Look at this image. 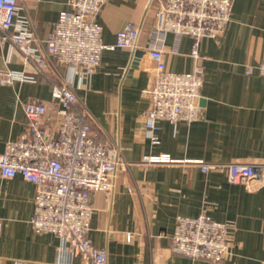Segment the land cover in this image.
I'll return each mask as SVG.
<instances>
[{
    "label": "crops",
    "instance_id": "0c3cea01",
    "mask_svg": "<svg viewBox=\"0 0 264 264\" xmlns=\"http://www.w3.org/2000/svg\"><path fill=\"white\" fill-rule=\"evenodd\" d=\"M164 0H107L98 14L102 40L115 44L128 22L140 26L139 47L105 49L92 78L67 66L54 74L42 72L0 33V67L23 70L36 81L0 85V153L20 138L28 120L24 105H47V118L59 109L52 100V82L68 80L94 115L92 133L101 141L120 142L122 156L133 164L121 168L110 190L93 195L94 212L89 236L108 250V264H264V176L256 181L231 183L228 163L264 165V76L245 69L264 58V0H234L232 20L216 38H204L200 57L191 55L192 38L168 32L162 43L166 66L174 72L204 68L201 117L187 123L158 120L153 143L145 123L151 105L150 89L156 61L148 50L153 42L156 13ZM21 18L44 40L68 0H18ZM140 53V57L137 54ZM169 156L173 162L142 164L143 157ZM212 167L203 172L195 162ZM216 166V167H214ZM37 187L22 176L5 178L0 171V264H54L60 238L38 233L31 224ZM202 213L229 229V251L222 261L191 259L171 250L178 216ZM131 234V240L127 234ZM64 258L68 259L66 255ZM72 264H91L81 252Z\"/></svg>",
    "mask_w": 264,
    "mask_h": 264
},
{
    "label": "built area",
    "instance_id": "2783aa9c",
    "mask_svg": "<svg viewBox=\"0 0 264 264\" xmlns=\"http://www.w3.org/2000/svg\"><path fill=\"white\" fill-rule=\"evenodd\" d=\"M234 0H164L157 13L153 42L148 50L156 61L151 105L145 112V123L153 143L158 120L192 123L201 117L199 103L205 73L200 64L189 72L167 68L162 43L168 32L177 37L192 38L191 55L200 57L204 38H216L232 20ZM107 0H68L69 8L60 12L48 37L43 41L45 55H38L40 40L30 30V21L21 18L18 0H0V33L19 50L27 62L54 74L67 66L83 78L90 79L101 64L105 49L139 47L140 26L128 22L117 33L115 44L102 40V26L97 17ZM48 66V67H49ZM245 73L264 76V58L248 64ZM52 84V100L58 105L56 117L47 118L48 107L39 101L24 105L28 120L20 138L11 141L0 153V171L5 178L22 176L37 187L31 224L38 233H54L61 240L58 260L54 264H72L74 250L91 264H108L107 248L96 246L90 236L94 212L93 195L110 190L119 170L133 163L122 156L120 142L108 144L92 133L94 115L78 96L71 83L62 79ZM15 81H36L23 70L0 67V85ZM173 162L169 156L146 155L142 164L154 161ZM203 172L211 165L197 161ZM216 167V166H214ZM231 183H261L264 165L228 163ZM233 222L214 220L202 213L195 217L178 216L171 235V250L191 259L204 258L220 262L229 251V229ZM131 240V234H127ZM66 255L68 259L64 258Z\"/></svg>",
    "mask_w": 264,
    "mask_h": 264
},
{
    "label": "water",
    "instance_id": "95a60500",
    "mask_svg": "<svg viewBox=\"0 0 264 264\" xmlns=\"http://www.w3.org/2000/svg\"><path fill=\"white\" fill-rule=\"evenodd\" d=\"M140 55H141L140 53L137 54L138 57H140Z\"/></svg>",
    "mask_w": 264,
    "mask_h": 264
},
{
    "label": "trees",
    "instance_id": "16d2710c",
    "mask_svg": "<svg viewBox=\"0 0 264 264\" xmlns=\"http://www.w3.org/2000/svg\"><path fill=\"white\" fill-rule=\"evenodd\" d=\"M92 127V126H91Z\"/></svg>",
    "mask_w": 264,
    "mask_h": 264
}]
</instances>
